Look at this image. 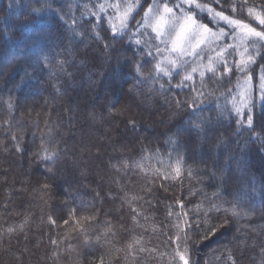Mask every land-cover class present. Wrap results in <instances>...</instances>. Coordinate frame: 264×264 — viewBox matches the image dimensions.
Listing matches in <instances>:
<instances>
[{"label":"trees","instance_id":"1","mask_svg":"<svg viewBox=\"0 0 264 264\" xmlns=\"http://www.w3.org/2000/svg\"><path fill=\"white\" fill-rule=\"evenodd\" d=\"M197 2L264 30L240 0L235 11ZM117 3L122 14L134 0H0V264H182L169 236L205 218L217 235L189 233L191 264H264V102L217 57L227 48L232 66L251 55L258 78L264 47L219 20L212 31L231 35L199 55L171 52L167 35L157 53L143 28L109 39L101 17L118 26ZM245 93L254 129L232 109Z\"/></svg>","mask_w":264,"mask_h":264},{"label":"snow or ice","instance_id":"2","mask_svg":"<svg viewBox=\"0 0 264 264\" xmlns=\"http://www.w3.org/2000/svg\"><path fill=\"white\" fill-rule=\"evenodd\" d=\"M209 3H215L217 6L227 5L235 11L237 0H209ZM238 7L241 13L245 7H248L249 16L253 15L255 9H259V13L256 14L254 18L259 21L260 25H264V0H260L258 5L255 3V0H253L252 6H248L247 0H240ZM134 8L137 10L133 11ZM103 10V6H101V11ZM114 10L117 15H115L113 19L119 21L118 26L116 23L106 21L103 17H101L102 24L108 23L110 25L108 28L104 29L106 32L111 33L109 39H114L117 31L132 32L143 28V31H140L139 35L141 37L147 35L149 40H145L144 43H152V46L155 48L157 53H160V48L157 44H155V42L158 41L159 43H165L164 37L167 35L170 39H172L173 46L170 49L171 52L176 53L179 51L184 53L186 51L184 44H188L192 49V54L199 55V53L195 50L205 44L207 39L215 37L218 40L221 37L226 38L228 35H231V33H226L223 30H221L219 34L213 32L209 25L214 20L223 21L232 29L233 32L237 29L243 30V34L239 36L241 44H259L261 47H264V30L258 31L256 28L242 23L240 19H231L228 15L224 14L225 9L223 7H221L220 11H215L212 7H209L208 4L198 3L197 0H134V3L128 4L124 8L122 14L121 5L119 3L115 5ZM37 11L38 10H33L31 15L35 16ZM199 13H204L205 16L201 18ZM137 17H139V19H137ZM136 44L140 45L141 40H136ZM228 47L235 48L236 46L228 45ZM248 51L249 47L245 46L243 48V52L240 53V56L243 57L245 53H248ZM226 53L227 48L225 47H222L221 51L217 53V57L221 61V72L228 75H233L236 71L241 72L247 77L245 81L246 85L248 83H251L252 85V95L254 96L258 91L260 94V100L264 102V72H262L258 78L254 71H252L251 75H249V72L251 71L250 66L255 62L253 57L249 55L247 60L241 59L238 63L228 66ZM152 54L153 53L151 51L146 53L148 56H151ZM43 59L47 61L48 57L44 56ZM169 63L174 67L176 66L175 61H170ZM142 68V64H137L135 65L134 70L141 71ZM153 70L162 73L165 77H168L169 80L174 78L172 73L163 68L159 63L154 66ZM196 71V68H192V73H195ZM216 71L217 70L211 66L207 69V72L212 75H215ZM200 76L203 78L205 73L201 72ZM192 80L193 75L191 74L183 77L184 82ZM182 86L183 83H177V87ZM161 87H163V85H161ZM230 94L231 93L229 92V95ZM176 103L180 107L187 106V101L183 103L177 101ZM193 103H195V99L193 100ZM254 107V100H250L247 93L244 94V102L242 104L238 106L233 103L232 106L237 118L243 117V120L246 121V127L250 129L255 128L254 115L249 114L252 112ZM208 119L210 120V118ZM237 122L242 123L239 119ZM126 125L133 129L137 126L134 120L126 121ZM202 126L203 121L197 122L194 125L197 131L201 130ZM46 159H50V157ZM176 171H180L179 167L176 168ZM180 206L184 207L182 203ZM219 207V205L213 204L207 211L215 212L219 209ZM134 211L135 210H133V212ZM185 215L187 214L185 213ZM210 220L211 218L186 221V230L182 235H174V238L172 235L169 236L168 243L177 244L175 255L179 258L182 264H191V253L190 247L188 246V241L191 238L189 233L203 232L210 233L212 236L217 235L215 226L210 223ZM53 223H55V221H53ZM65 223H68V221H65ZM176 227L179 231V225ZM203 238L208 239L209 236L205 234ZM129 247H131V245ZM143 250V248L140 249V251ZM232 264H237V262L233 261Z\"/></svg>","mask_w":264,"mask_h":264},{"label":"rangeland","instance_id":"3","mask_svg":"<svg viewBox=\"0 0 264 264\" xmlns=\"http://www.w3.org/2000/svg\"><path fill=\"white\" fill-rule=\"evenodd\" d=\"M254 17H255V15H254ZM256 20V19H255ZM256 21H258V20H256ZM206 36H207V34H206Z\"/></svg>","mask_w":264,"mask_h":264}]
</instances>
